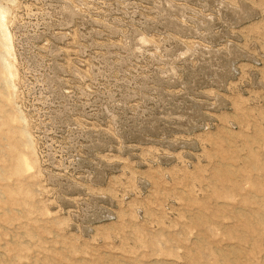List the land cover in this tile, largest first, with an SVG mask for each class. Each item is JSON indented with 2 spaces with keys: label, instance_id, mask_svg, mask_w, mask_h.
Segmentation results:
<instances>
[{
  "label": "rangeland",
  "instance_id": "1",
  "mask_svg": "<svg viewBox=\"0 0 264 264\" xmlns=\"http://www.w3.org/2000/svg\"><path fill=\"white\" fill-rule=\"evenodd\" d=\"M0 264H264V0H0Z\"/></svg>",
  "mask_w": 264,
  "mask_h": 264
},
{
  "label": "bare ground",
  "instance_id": "2",
  "mask_svg": "<svg viewBox=\"0 0 264 264\" xmlns=\"http://www.w3.org/2000/svg\"><path fill=\"white\" fill-rule=\"evenodd\" d=\"M2 18V17H1ZM2 24V23H1Z\"/></svg>",
  "mask_w": 264,
  "mask_h": 264
}]
</instances>
